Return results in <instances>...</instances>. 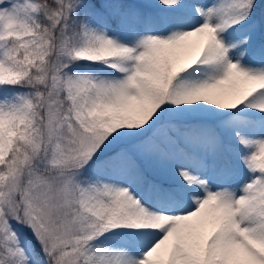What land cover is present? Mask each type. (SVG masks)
<instances>
[{
    "label": "snow or ice",
    "instance_id": "6c2138e0",
    "mask_svg": "<svg viewBox=\"0 0 264 264\" xmlns=\"http://www.w3.org/2000/svg\"><path fill=\"white\" fill-rule=\"evenodd\" d=\"M0 264H264V0H0Z\"/></svg>",
    "mask_w": 264,
    "mask_h": 264
}]
</instances>
